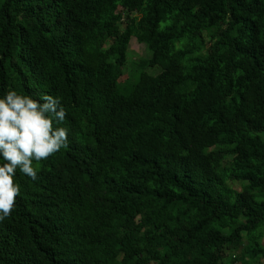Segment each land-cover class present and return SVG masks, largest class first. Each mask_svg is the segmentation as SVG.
<instances>
[{"label": "trees", "instance_id": "16d2710c", "mask_svg": "<svg viewBox=\"0 0 264 264\" xmlns=\"http://www.w3.org/2000/svg\"><path fill=\"white\" fill-rule=\"evenodd\" d=\"M9 88L69 135L17 170L0 264H264V0H0Z\"/></svg>", "mask_w": 264, "mask_h": 264}, {"label": "clouds", "instance_id": "9594fccd", "mask_svg": "<svg viewBox=\"0 0 264 264\" xmlns=\"http://www.w3.org/2000/svg\"><path fill=\"white\" fill-rule=\"evenodd\" d=\"M65 119L60 98L51 93L33 96L9 88L0 94V220L12 213L21 192L17 170L35 181L39 162L67 147ZM75 263L89 264L82 258Z\"/></svg>", "mask_w": 264, "mask_h": 264}, {"label": "rangeland", "instance_id": "374dc122", "mask_svg": "<svg viewBox=\"0 0 264 264\" xmlns=\"http://www.w3.org/2000/svg\"><path fill=\"white\" fill-rule=\"evenodd\" d=\"M129 52L131 53L130 57L132 59H136L139 56H147L148 55V50L146 46L140 42H138L135 39H132L130 42V50ZM128 76V70L126 69L123 78ZM236 186L239 187V184H236Z\"/></svg>", "mask_w": 264, "mask_h": 264}]
</instances>
